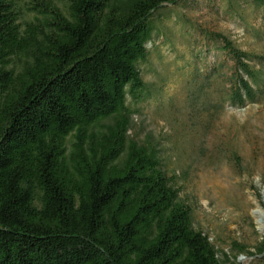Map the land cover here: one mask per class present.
Masks as SVG:
<instances>
[{
	"label": "trees",
	"instance_id": "16d2710c",
	"mask_svg": "<svg viewBox=\"0 0 264 264\" xmlns=\"http://www.w3.org/2000/svg\"><path fill=\"white\" fill-rule=\"evenodd\" d=\"M179 1L0 0V264L264 260V239L220 258L158 149L128 135L154 15ZM226 1L236 16L264 15V0ZM207 37L232 63L228 105L257 103L261 57Z\"/></svg>",
	"mask_w": 264,
	"mask_h": 264
},
{
	"label": "rangeland",
	"instance_id": "374dc122",
	"mask_svg": "<svg viewBox=\"0 0 264 264\" xmlns=\"http://www.w3.org/2000/svg\"><path fill=\"white\" fill-rule=\"evenodd\" d=\"M153 20L149 54L139 64L146 90L138 102L127 99L129 138L158 149L192 210L194 229L220 258L237 256L235 243L255 254L264 239V97L242 108L228 105L232 63L207 34L230 38L264 66V15L236 16L226 0H180ZM237 260L264 264L258 257Z\"/></svg>",
	"mask_w": 264,
	"mask_h": 264
},
{
	"label": "bare ground",
	"instance_id": "6f19581e",
	"mask_svg": "<svg viewBox=\"0 0 264 264\" xmlns=\"http://www.w3.org/2000/svg\"><path fill=\"white\" fill-rule=\"evenodd\" d=\"M260 225H262L260 222H259Z\"/></svg>",
	"mask_w": 264,
	"mask_h": 264
}]
</instances>
